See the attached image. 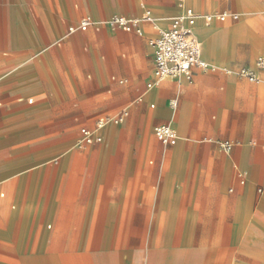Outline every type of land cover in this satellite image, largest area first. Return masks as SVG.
Masks as SVG:
<instances>
[{
	"label": "crops",
	"instance_id": "0c3cea01",
	"mask_svg": "<svg viewBox=\"0 0 264 264\" xmlns=\"http://www.w3.org/2000/svg\"><path fill=\"white\" fill-rule=\"evenodd\" d=\"M149 1L123 10L110 0H0V264H264V0H185L199 14L239 15L198 19L211 68L148 89L153 50L145 89L116 88L137 72L125 57L137 43L149 56L141 37L157 38L180 13L178 0ZM98 4L128 17H142L145 5L154 23H142V34H68L83 17L106 20ZM67 42H85L104 78L113 64L119 75L107 77L106 92L93 87L82 108L73 87L68 101L48 82ZM87 107L91 118L128 115L78 149L84 127L74 138L73 125ZM165 124L174 145L155 134Z\"/></svg>",
	"mask_w": 264,
	"mask_h": 264
},
{
	"label": "built area",
	"instance_id": "2783aa9c",
	"mask_svg": "<svg viewBox=\"0 0 264 264\" xmlns=\"http://www.w3.org/2000/svg\"><path fill=\"white\" fill-rule=\"evenodd\" d=\"M178 6L180 13L172 19L170 27L161 30L158 37L150 41L154 49V70L153 77L147 84L148 89L157 86L168 77L190 79L194 69L207 71L211 68L210 64L202 57V43L195 32V26L199 18H202L206 25L229 20L237 21L239 19L238 14L229 12L199 14L193 8L187 6L185 0H178ZM142 7L144 8L142 17H128L118 14L104 21H97L89 16L83 17L77 25L69 27L68 34L78 31L84 32L91 28L100 31L105 27L142 34V23H154V17L150 9L146 8L145 5ZM58 44L61 45V42ZM259 62L260 68L264 69V59ZM240 72L250 81L257 80L255 73L249 69H242ZM114 80L116 79L114 78ZM120 82L123 83V81ZM127 115L128 111L124 110L117 115L101 117L97 121L95 129L84 127L80 130L78 142L81 146L101 142L103 138L98 131L109 124L123 123ZM155 134L162 143L167 145H174L178 140L176 130L168 124L157 126ZM232 146L229 141L220 143V147L225 151H230Z\"/></svg>",
	"mask_w": 264,
	"mask_h": 264
},
{
	"label": "rangeland",
	"instance_id": "374dc122",
	"mask_svg": "<svg viewBox=\"0 0 264 264\" xmlns=\"http://www.w3.org/2000/svg\"><path fill=\"white\" fill-rule=\"evenodd\" d=\"M154 1V0H153ZM159 1V0H158ZM142 2H150L149 0H110V5L109 7H122L123 10H132L135 6L140 5ZM170 4H175L177 0H171ZM164 5H167L166 3H163ZM97 8L100 12V14L105 12V7H103L102 4H98ZM115 15L118 14H112V15H104L103 18L106 20L111 19ZM101 16V17H102ZM95 29H89L85 33H88L89 31ZM122 29H111V32L114 33L116 31H120ZM124 31V30H122ZM152 33V30H149ZM144 40V44L148 45L150 48V53L148 56V53H144V45L143 43L139 42L136 44L135 48L137 49V54L135 56L129 57L126 55L125 57L127 60L129 59H134V67L137 69V72L134 75H128L124 77L126 79V84L124 85H115L114 87H128V88H133V89H139L140 92L145 89V80L147 77L148 72L152 68V61H151V52L154 50L150 41L147 37H141ZM85 42H82L80 44H73L70 42H67L63 47L58 48L55 54L54 51V56H53V64L55 65V73L56 77L54 78L55 80H51L48 78V82H56L57 85L63 90L64 94L63 97L65 100L70 101L71 96L70 95V89L73 87V89L76 91V99L75 102L79 103V107L82 108L84 107V99L93 96L92 94V88L97 86L98 89L105 91L106 92V84H107V77L109 75H117L119 76L116 72L113 71L115 70L116 65H112V69L110 72H107V77L101 76L97 70L100 66V61L99 58L94 59L93 53L91 48L89 47L88 50H85ZM102 60V59H101ZM111 66V65H110ZM128 68V67H127ZM169 79V77H168ZM117 89L116 91H118ZM115 93V89L113 90L112 94ZM111 94V95H112ZM118 95V94H117ZM123 95H118L117 97H122ZM70 97V98H69ZM132 100H127L126 98H123L121 102H126L124 106H127L131 103ZM121 102H112L109 105V108L111 109H120L122 108L119 107ZM86 104V103H85ZM91 107V106H90ZM90 107H87L86 109H81V113L79 114L78 121L75 125H73V130L76 132L73 137L76 138L79 130L82 127H94L96 120L101 117V116H113L110 115L112 112H107L103 114H99L96 118H91V109ZM108 108V109H109ZM126 119V118H125ZM125 121V120H124ZM65 129V133H69L71 131V125H66L63 127ZM154 133V131H153ZM75 147L80 148L81 145L79 142L75 141ZM51 167L48 166L47 169L48 171Z\"/></svg>",
	"mask_w": 264,
	"mask_h": 264
}]
</instances>
